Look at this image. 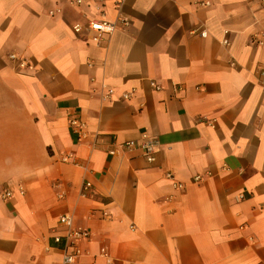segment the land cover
Instances as JSON below:
<instances>
[{"label":"crops","instance_id":"obj_1","mask_svg":"<svg viewBox=\"0 0 264 264\" xmlns=\"http://www.w3.org/2000/svg\"><path fill=\"white\" fill-rule=\"evenodd\" d=\"M208 2L0 0V264H264V11Z\"/></svg>","mask_w":264,"mask_h":264},{"label":"built area","instance_id":"obj_2","mask_svg":"<svg viewBox=\"0 0 264 264\" xmlns=\"http://www.w3.org/2000/svg\"><path fill=\"white\" fill-rule=\"evenodd\" d=\"M259 2L261 9L264 11V0H251ZM82 0H77V3H81ZM202 6H209L210 3L208 0H200ZM50 15L54 16V12H50ZM122 25L128 26L130 24L128 19L121 20ZM118 26L116 23L105 21V20H94L89 22L88 29L95 33L93 41L100 43L108 35L113 34L117 30ZM76 33L81 34L83 32V27L81 24H76L74 26ZM202 36L206 37L207 33L202 32ZM261 37L264 39V33L261 34ZM225 42V41H224ZM254 42L263 45L259 36H256ZM227 43V42H225ZM227 45V44H226ZM264 76V71L262 72ZM158 87V86H157ZM131 95H126L125 98L129 99ZM71 127L74 132L78 135L80 140H84L87 137L86 134V125L79 119H72L70 121ZM121 149L124 152H132L134 150H141L144 153V156L148 163L152 164L156 160V154L158 153L159 142L156 138H152L148 135H144L141 142L139 141H129L120 145ZM111 156L115 155V151L111 150L109 152ZM75 156L73 154H67L63 157V162L70 163L75 161ZM200 177L196 178V181H199ZM176 189H182V184H174ZM92 190V184L86 182L82 188V196L87 197ZM21 195H24L25 192L23 189L19 190ZM13 195V192L6 190L1 198L3 200H8ZM106 215V214H105ZM61 227L65 229L64 234L56 235L53 237L54 243L61 248L63 257L62 264H77V259L82 255V244L88 241L91 238V233L87 229L79 228L74 225L73 218L71 216H63L59 220ZM102 253L106 255V251L102 250Z\"/></svg>","mask_w":264,"mask_h":264}]
</instances>
